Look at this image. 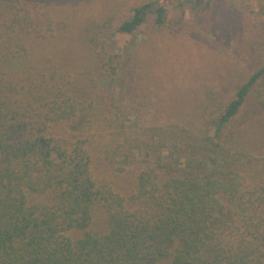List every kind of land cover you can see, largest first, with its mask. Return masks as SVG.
<instances>
[{"label":"trees","instance_id":"16d2710c","mask_svg":"<svg viewBox=\"0 0 264 264\" xmlns=\"http://www.w3.org/2000/svg\"><path fill=\"white\" fill-rule=\"evenodd\" d=\"M214 1L151 0L117 29L89 21L90 66L72 71L35 61L25 40H53L66 21L43 0H0V264H264V156L228 132L264 66L211 115L213 133L146 125L97 90L123 69L117 33L150 16L179 33ZM251 1L264 35V0Z\"/></svg>","mask_w":264,"mask_h":264},{"label":"rangeland","instance_id":"374dc122","mask_svg":"<svg viewBox=\"0 0 264 264\" xmlns=\"http://www.w3.org/2000/svg\"><path fill=\"white\" fill-rule=\"evenodd\" d=\"M67 29L55 39L25 38L35 61L50 58L68 70L90 66L85 37L89 21L113 16L114 28L131 10L151 0H43ZM187 23L179 33L156 32L153 16L134 34L117 33V52L123 69L103 80L97 90L111 107L138 114L146 125L179 124L197 132H211L210 117L221 114L238 89L264 66V35L256 4L251 0H215L210 14ZM41 62V61H40ZM263 86L249 95L228 132L229 138L255 155L264 156ZM134 120V115L130 117ZM97 211L93 228L104 226ZM97 230V229H96ZM69 235L78 237L77 232Z\"/></svg>","mask_w":264,"mask_h":264}]
</instances>
